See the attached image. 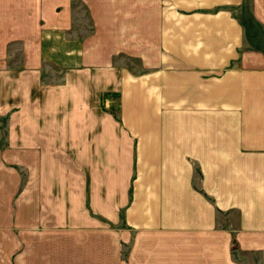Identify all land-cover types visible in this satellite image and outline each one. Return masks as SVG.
<instances>
[{
    "label": "crops",
    "instance_id": "0c3cea01",
    "mask_svg": "<svg viewBox=\"0 0 264 264\" xmlns=\"http://www.w3.org/2000/svg\"><path fill=\"white\" fill-rule=\"evenodd\" d=\"M79 2L52 83L72 0H0V264H264V0Z\"/></svg>",
    "mask_w": 264,
    "mask_h": 264
},
{
    "label": "rangeland",
    "instance_id": "374dc122",
    "mask_svg": "<svg viewBox=\"0 0 264 264\" xmlns=\"http://www.w3.org/2000/svg\"><path fill=\"white\" fill-rule=\"evenodd\" d=\"M78 0H72L73 3V7H71L70 10V26L68 25L67 29L68 32L65 33L67 39H62V33L61 36L59 37H55L54 39H52L51 41V47H54V50H51V48H49L48 53H47V57L50 58V62L49 64H47L46 66L43 67V75L42 78H44L45 76V80L47 82H52V83H58L62 81V73L64 71V69L62 68V63L67 65L66 68H77V67H81L83 66V64L75 61L76 59H80V56L82 54H77L76 51H72L71 50V46L74 44L73 40H78V39H83L84 37H87L90 33L92 34V28L93 26H91V17H90V13L88 14V10L86 8V6L82 3H77ZM230 1H222L223 5H216L213 8H206V11H211V12H217L220 8H230V9H234V14H236L237 12H239V6H230ZM237 3V2H236ZM235 3V4H236ZM244 3H247L246 1ZM237 5V4H236ZM249 5L250 3L248 2L246 4V8L249 10ZM237 9V10H236ZM71 18H72V22H71ZM81 37V38H80ZM82 44V41H81ZM77 46L80 45L79 41L76 44ZM81 46V45H80ZM67 47V49H65ZM80 50V49H79ZM64 53V54H63ZM63 54V55H62ZM69 54V55H68ZM129 54V53H126ZM70 55L74 56V59H62V56H69ZM83 55V54H82ZM120 55V54H119ZM133 57H137L136 54L133 55ZM20 58V56H19ZM126 59V63L128 65V67H132L135 68L137 70H140V63L138 59ZM82 59V56H81ZM123 59L121 60V64H125L122 63ZM21 65V64H20ZM76 66V67H75ZM110 93H104L102 95V103L104 105V110H106L109 113H114L115 116H118V108H117V104L113 105V107H111V104L108 105L107 104V98ZM4 130V129H3ZM0 132H2V130L0 129ZM133 186V185H132ZM133 194V193H132ZM131 198V197H130ZM112 226L114 225L113 223H110ZM121 222L118 224L120 225ZM128 243H126V249H129V245ZM238 260H240V262L242 264H255L254 262H252L251 257L249 256V254H240L239 256H237Z\"/></svg>",
    "mask_w": 264,
    "mask_h": 264
},
{
    "label": "trees",
    "instance_id": "16d2710c",
    "mask_svg": "<svg viewBox=\"0 0 264 264\" xmlns=\"http://www.w3.org/2000/svg\"><path fill=\"white\" fill-rule=\"evenodd\" d=\"M63 58H66V59H68L69 58V56H63ZM7 118H8V115L4 118V119H6L7 120ZM133 186H131V189H130V197L132 198L133 197ZM130 198V199H131Z\"/></svg>",
    "mask_w": 264,
    "mask_h": 264
}]
</instances>
